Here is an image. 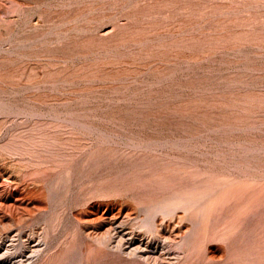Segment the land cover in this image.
<instances>
[{"label":"rangeland","instance_id":"1","mask_svg":"<svg viewBox=\"0 0 264 264\" xmlns=\"http://www.w3.org/2000/svg\"><path fill=\"white\" fill-rule=\"evenodd\" d=\"M74 177L135 213L107 252L85 247L107 225L62 210ZM161 219L160 264H243L264 239V0H0V264H154Z\"/></svg>","mask_w":264,"mask_h":264},{"label":"bare ground","instance_id":"2","mask_svg":"<svg viewBox=\"0 0 264 264\" xmlns=\"http://www.w3.org/2000/svg\"><path fill=\"white\" fill-rule=\"evenodd\" d=\"M72 158H66L61 160V163L63 165H70L73 161H71ZM128 176V175H125ZM130 179V178H129ZM128 179V180H129ZM167 177L166 176H159L157 177H151L146 180V182L149 185H153L156 183L166 181ZM120 180V179H118ZM68 183L71 182L70 187L72 188L71 190L69 189V192L65 193L64 198L67 200L66 204H64L62 210H65L66 213L69 212L70 214V223L75 224L74 228L77 229H84L85 233V238L86 236H90L93 234H96L97 231L104 225H107L108 228L106 229V232L102 233L103 236H96L92 242L91 239L89 240L90 244L87 243V240L85 242V247L89 246L92 250L95 251H103L107 252L106 248L112 245L113 241V236L116 234H119L122 231L123 225L130 220L134 216V212L128 211L127 213L122 214L123 211L120 208L121 205L117 206L119 208H115L113 206H109L108 203L99 200L102 197H90L89 195L81 197V195H78V192L76 191L78 184L82 182V180L78 177H74V179H68ZM31 185L33 186L32 190H28L29 193H34L37 192V202L39 204H44L45 206L40 209H48L49 207H53L56 205H61V202H59L56 197H63V191L57 192L54 195L52 194H47L45 191H41L42 187L37 185L36 183L32 182ZM139 187L137 188V190ZM136 187L131 189V191L136 192ZM151 189L148 190V192ZM153 192L157 191H151L149 193H146L145 197L146 199H149L151 194ZM25 193V192H24ZM32 200V199H31ZM39 206V205H35ZM25 210V209H24ZM39 210V209H38ZM26 214H33L32 210H26L24 211ZM23 214L20 216L16 215V220L21 221L23 219ZM176 217H180V215H176ZM13 218V217H12ZM14 219V218H13ZM178 220H175L174 222H170V220L163 221L162 219L159 221L158 224H156L155 230L153 232H148L146 230H141L140 231V236H142L143 239H147V242L145 244V247H153L154 250L156 249L157 251L159 248H161V254L156 256L155 258L153 257V262L154 264H160V262H165L169 263L171 259L169 258L171 255H174L170 253V250L173 247V238L177 237L179 234V228L177 222ZM124 230V229H123ZM122 233V232H121ZM132 233V232H131ZM98 234V233H97ZM168 234V235H167ZM100 235V234H99ZM130 235V234H129ZM167 235V236H166ZM145 236V237H144ZM264 236V232H263ZM120 235L118 236V238ZM122 237V236H121ZM117 238V239H118ZM124 238V237H123ZM264 238V237H263ZM118 243L114 245V249L116 251L122 249L125 245H128L127 247H130L131 245L135 244L139 239L137 236L131 234L130 237L126 240H117ZM115 240V239H114ZM262 240V239H260ZM17 241V239H16ZM264 241V239L262 240ZM259 241L256 246L254 239H252V236H247L241 243V249L242 252L239 255L241 259L245 261L243 264H253L254 262H259L261 264H264V242ZM144 242V241H143ZM142 242V243H143ZM0 249L3 247L2 242H0ZM20 248V244L18 246ZM152 248V249H153ZM140 249V248H139ZM149 249V248H148ZM145 250V249H144ZM26 251H30V245H25L23 247L22 252L20 253V256H23V253ZM148 252V251H147ZM135 250L129 252V255L135 256ZM132 260V259H131ZM139 260V264H146L147 260L144 261ZM1 263H4V260H0ZM236 262V261H235ZM235 262H232L234 264Z\"/></svg>","mask_w":264,"mask_h":264}]
</instances>
